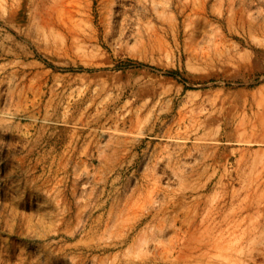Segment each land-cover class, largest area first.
Instances as JSON below:
<instances>
[{
    "label": "rangeland",
    "instance_id": "1",
    "mask_svg": "<svg viewBox=\"0 0 264 264\" xmlns=\"http://www.w3.org/2000/svg\"><path fill=\"white\" fill-rule=\"evenodd\" d=\"M0 264H264V0H0Z\"/></svg>",
    "mask_w": 264,
    "mask_h": 264
}]
</instances>
